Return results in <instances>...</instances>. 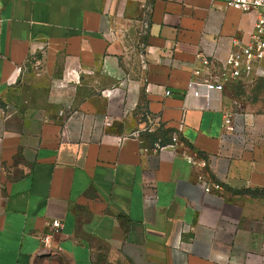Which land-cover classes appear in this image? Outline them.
Wrapping results in <instances>:
<instances>
[{"label":"crops","instance_id":"0c3cea01","mask_svg":"<svg viewBox=\"0 0 264 264\" xmlns=\"http://www.w3.org/2000/svg\"><path fill=\"white\" fill-rule=\"evenodd\" d=\"M255 20L225 0H0V264H264V104L236 112L224 86L240 146L184 97L197 56ZM255 80L264 62L237 83ZM158 129L180 144L150 145Z\"/></svg>","mask_w":264,"mask_h":264},{"label":"built area","instance_id":"2783aa9c","mask_svg":"<svg viewBox=\"0 0 264 264\" xmlns=\"http://www.w3.org/2000/svg\"><path fill=\"white\" fill-rule=\"evenodd\" d=\"M225 3L227 7L244 13L255 11L256 20L253 24V30L246 42L234 43L237 47L236 52L229 53L223 59L216 57L215 54L210 56L198 55V65L191 69V78L188 81L184 97L201 98L206 109L220 111L222 113L221 139H232L240 146H245L247 144L238 139L242 133L238 134L234 128V123L241 119L240 114L226 110L221 105L220 99L226 84L253 80L261 63L264 62V0H225ZM170 94L169 91H165V96ZM143 132H152V129L145 127ZM179 144L178 136L174 134L171 137V142L166 146L173 148ZM156 148L161 149L158 144H156ZM188 162L196 164V161L190 158ZM197 164L204 166L205 162L199 160ZM198 182L205 192H209V187L203 184L202 177L198 178ZM61 227L60 220L55 219L50 223L52 233H59ZM39 241L43 249H53L51 234L40 236ZM55 250L59 251V247H56Z\"/></svg>","mask_w":264,"mask_h":264},{"label":"rangeland","instance_id":"374dc122","mask_svg":"<svg viewBox=\"0 0 264 264\" xmlns=\"http://www.w3.org/2000/svg\"><path fill=\"white\" fill-rule=\"evenodd\" d=\"M228 95L232 109L244 114L245 111L247 112L251 109L255 110L257 107L256 105L264 104V82L255 80L245 84L233 83L229 86ZM258 109L261 110L262 107L258 106ZM243 127H246L243 118L234 123V128L237 130L238 134L242 133L238 139L241 142L244 141L247 145H252L251 137H249L248 133L245 134V129Z\"/></svg>","mask_w":264,"mask_h":264},{"label":"trees","instance_id":"16d2710c","mask_svg":"<svg viewBox=\"0 0 264 264\" xmlns=\"http://www.w3.org/2000/svg\"><path fill=\"white\" fill-rule=\"evenodd\" d=\"M171 135H172V132L169 130L158 129L154 133L147 134L146 138H147V141L152 146H154V144L158 142H159V145L165 146L171 142Z\"/></svg>","mask_w":264,"mask_h":264}]
</instances>
